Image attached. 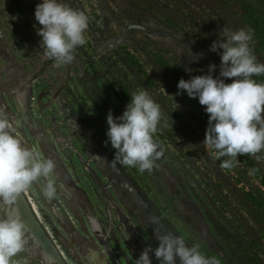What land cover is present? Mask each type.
<instances>
[{
  "label": "rangeland",
  "instance_id": "374dc122",
  "mask_svg": "<svg viewBox=\"0 0 264 264\" xmlns=\"http://www.w3.org/2000/svg\"><path fill=\"white\" fill-rule=\"evenodd\" d=\"M39 2L0 0V112L24 147L55 164L54 199L43 197V181L21 195L62 263L131 264L145 247L158 246L155 235L167 233L188 246L199 244L218 264H250L224 202L230 198L239 207L235 194L241 186L204 147V138L192 135L194 146L155 133L163 155L151 173L139 174L113 159L105 135L106 113L119 116L128 103L121 87L151 94L124 60L126 51L154 81L155 92L172 104L174 114L166 119L173 131L179 114L191 120L168 71L187 80L207 74L211 64L217 77L219 56L209 46L222 27L242 28L232 10L220 0H64L88 17V27L73 62L57 67L36 35ZM193 124L198 134L204 132ZM258 162L264 172V158ZM226 178L232 183H224ZM26 239L15 256L19 264H45V252L29 232ZM149 258L159 264L152 252Z\"/></svg>",
  "mask_w": 264,
  "mask_h": 264
},
{
  "label": "clouds",
  "instance_id": "9594fccd",
  "mask_svg": "<svg viewBox=\"0 0 264 264\" xmlns=\"http://www.w3.org/2000/svg\"><path fill=\"white\" fill-rule=\"evenodd\" d=\"M34 20L41 26L36 35L45 56L57 67L71 64L75 50L86 43L88 17L64 0H40L34 8ZM252 39L251 28L233 31L222 27L209 46V51L219 56V75L213 77L217 66L210 64L207 74L181 78L176 85L177 95L182 91L204 106L207 126L202 144L214 152L222 169H234L240 163L238 155L257 161L264 158L258 155L264 153V83L253 79L264 75V64L253 54ZM193 57V61L200 58ZM224 78L231 82L225 83ZM160 118V106L143 89L131 94L119 116L114 117L109 110L105 135L106 144L115 150L113 159L139 174L151 173L164 151L153 139ZM54 169L52 160L21 144L7 115L0 112V264H19L13 257L27 244L28 227L16 207L19 196L43 181V197L54 199ZM155 238L158 246L145 247L131 264H151L149 252L159 264H177V259L179 264H218L216 258L200 251L199 244L188 246L181 236L165 233Z\"/></svg>",
  "mask_w": 264,
  "mask_h": 264
},
{
  "label": "trees",
  "instance_id": "16d2710c",
  "mask_svg": "<svg viewBox=\"0 0 264 264\" xmlns=\"http://www.w3.org/2000/svg\"><path fill=\"white\" fill-rule=\"evenodd\" d=\"M220 1L232 10L242 28L247 27L252 29L253 39L250 46L257 61L264 64V0ZM180 30L183 31L184 29ZM124 60L131 70L140 77L146 89L151 90V94L149 95L160 106L161 118L157 125L156 133L161 134V132H164V136L170 138L172 143H175V138L179 137L181 140L188 141L192 145L197 146L198 143L193 139L192 135L204 138L207 126V114L203 111L204 106H201L197 99L189 98L181 91V94L178 96L184 104L187 113H189L191 120H188L185 115L179 114L180 118L177 119L176 123L178 131L174 132V126H169L170 121L166 119L167 115L170 117L171 112L174 114L170 101L162 93L155 92L157 87L154 81L133 54L126 51ZM168 72L177 90L176 85L181 77L173 71ZM253 79L258 83H264V75L255 76ZM121 90L122 97L125 101L129 102L132 93L124 86L121 87ZM193 122L198 123L204 132L198 134ZM206 146L204 145V147ZM209 151L211 154H214L212 150L209 149ZM237 159L242 165L238 164L232 170H224L229 173L232 172L235 175V184L241 186L235 194L239 207H233L228 202L230 198L228 200L224 198V202L231 212L233 233L239 245L243 247L246 260L250 264H264V172L254 157L238 155ZM217 162L220 164V161L217 160ZM213 170H217L219 174L223 172L221 168L216 166L213 167ZM225 180L224 183L226 184L232 183L227 178ZM238 208L240 210H237ZM13 259L16 260L15 257Z\"/></svg>",
  "mask_w": 264,
  "mask_h": 264
},
{
  "label": "water",
  "instance_id": "95a60500",
  "mask_svg": "<svg viewBox=\"0 0 264 264\" xmlns=\"http://www.w3.org/2000/svg\"><path fill=\"white\" fill-rule=\"evenodd\" d=\"M17 205L18 207H20V211H21L20 215L24 223L28 227L29 236L32 238L33 242H37L36 245L40 247V251L48 253L50 255L51 260L53 262L52 264H63L60 257L57 255L54 248L52 247V245L50 244V242L44 235L38 222L33 218L32 214L30 213L28 207L25 204V201L22 195L19 196L17 200Z\"/></svg>",
  "mask_w": 264,
  "mask_h": 264
},
{
  "label": "bare ground",
  "instance_id": "6f19581e",
  "mask_svg": "<svg viewBox=\"0 0 264 264\" xmlns=\"http://www.w3.org/2000/svg\"><path fill=\"white\" fill-rule=\"evenodd\" d=\"M40 234V233H39ZM41 235V234H40ZM37 243V242H36ZM49 245V244H48ZM50 247V246H49ZM51 248V247H50ZM43 255H44V259L47 261V263H50V262H52V260H51V257H50V255H47L46 253H42ZM91 259V261L92 262H95V256L94 255H92V257L90 258ZM45 261V262H46ZM98 262V261H97Z\"/></svg>",
  "mask_w": 264,
  "mask_h": 264
},
{
  "label": "flooded vegetation",
  "instance_id": "af4514ba",
  "mask_svg": "<svg viewBox=\"0 0 264 264\" xmlns=\"http://www.w3.org/2000/svg\"><path fill=\"white\" fill-rule=\"evenodd\" d=\"M20 261H23V260H22V257H21V260H20Z\"/></svg>",
  "mask_w": 264,
  "mask_h": 264
}]
</instances>
